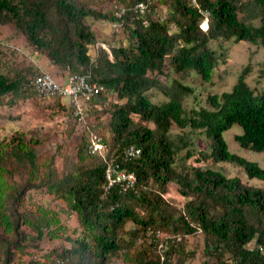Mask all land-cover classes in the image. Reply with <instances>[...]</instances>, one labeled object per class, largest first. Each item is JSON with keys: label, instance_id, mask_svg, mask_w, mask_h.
Returning a JSON list of instances; mask_svg holds the SVG:
<instances>
[{"label": "trees", "instance_id": "1", "mask_svg": "<svg viewBox=\"0 0 264 264\" xmlns=\"http://www.w3.org/2000/svg\"><path fill=\"white\" fill-rule=\"evenodd\" d=\"M93 1L0 0V25L19 32L34 52L44 53L53 65L66 68L69 74L88 72L89 79L102 86L88 113L106 105V93L114 96L101 110L109 114V143L103 141L107 146L103 155L114 157L136 177L133 190L120 191L116 186L104 190L103 157L89 154V145L81 137L78 159L48 188L75 215L82 234L68 248L51 250L56 258L51 264H109L119 254L128 264H165L150 245L129 253L124 233L137 237L147 225L184 237L202 233L203 252L215 264H264V186L247 185L210 167L191 166L188 172L180 171L174 164L175 154L186 147V141L170 134L172 124L199 130L207 143L195 161L233 163L241 166L248 178L264 181V167L230 152L221 136L236 123L242 132L234 139L241 147L264 150V91L254 93L244 81L246 66L228 91L206 97L208 107L187 110L183 101L192 94L191 87L177 79L168 83L159 80L168 64L177 73L193 72L200 80L209 81L222 56L210 46L212 42L219 46L220 41H246L264 48V0H195L198 8L188 0H154L146 15L147 25L133 16L131 7L137 0H111L105 12L92 8ZM158 3L166 6L161 19L155 16ZM120 8L125 12L119 17L115 11ZM199 9L208 12L204 30L199 26L203 19ZM86 17L120 22L118 45H108L111 58L103 48L95 54L96 35L85 23ZM18 82H7L0 74V96L16 92ZM152 89L165 100L152 102L148 97ZM31 143L18 134L8 143L0 139V225L4 231L16 229L4 207L18 197L6 180L4 163L18 161L34 172ZM126 145L140 148L139 156L121 160ZM192 154L186 149L184 157ZM149 179L157 190L147 188ZM171 180H176L180 193L187 197L177 218L161 196L165 183ZM127 222L134 228L124 231ZM175 251L179 254L177 264H182L184 238ZM224 258L229 263L223 262Z\"/></svg>", "mask_w": 264, "mask_h": 264}, {"label": "rangeland", "instance_id": "2", "mask_svg": "<svg viewBox=\"0 0 264 264\" xmlns=\"http://www.w3.org/2000/svg\"><path fill=\"white\" fill-rule=\"evenodd\" d=\"M110 5L111 0H94L92 8L105 12L109 10ZM155 12L159 19L163 18L166 6L158 3ZM85 23L96 35L95 54L98 48H102L101 44L107 49L108 45H118L121 33L111 23L92 17H86ZM210 46L217 49L218 53H222V56L218 59L209 81L200 80L193 72L177 73L168 64H165L164 73L159 75L162 83L177 79L191 87L192 94L183 101L185 109L208 107L206 97L209 94L228 91L246 66L248 67L244 81L254 93L264 91V48L259 43L220 41L221 49L217 42L210 43ZM108 57L111 58L110 53ZM40 70L47 72L59 82L69 74L66 68L61 69L50 63L44 53L34 52V48L19 32L0 25V74L5 76L7 82L14 79L19 81L16 92L10 91L0 96V139L3 143H8L13 135L18 134L23 137L24 142L31 143L29 139L37 141L30 144L35 150L34 172H31L28 164L9 159L4 163L7 169L6 180L18 197L16 201H7L4 207L5 214L13 225H16V229L4 231L0 225V264H51L56 261L55 254L49 253L51 250L68 248L72 240L80 238L82 232L75 215L65 202L48 188V184L60 177L70 162L78 159L76 151L82 144L80 142L82 136L88 145L90 140H97L103 145V149L107 148L103 141L105 144L109 143L106 125L109 114L101 110L107 107V102L112 101L114 96L106 93L104 107L98 106V112H87L82 119H76L71 115L65 101L38 98L23 85L24 80L31 78ZM148 97L154 103L165 100V97L155 89L148 91ZM56 102H59V106ZM146 126L153 125L146 123ZM241 132L242 128L236 123L222 131L221 136L227 149L256 162L259 167H264V150L243 148L234 139V136ZM170 134L183 136L186 141V147L175 154L174 164L180 171L188 172L191 166L210 167L225 176H235L247 185L264 186V181L248 178L239 165L228 162L213 163L211 159L195 161L197 152L205 150L207 143L199 130H191L188 127L180 129L172 124ZM186 149L193 152L189 158L184 157ZM146 186L157 190L151 179L147 181ZM164 188L161 196L173 213V218H177L182 213L187 197L180 193V186L176 180L166 182ZM131 226L132 223L127 222L124 231L129 230ZM123 238L129 243V253L148 246L141 235L134 237L124 233ZM203 247L202 233L186 234L184 237L186 255L182 264L203 262L215 264L213 259L204 254ZM189 251L191 253L188 254ZM178 256L176 252L175 264ZM223 260L229 263L228 259ZM109 264L128 263L124 256L119 254L113 257Z\"/></svg>", "mask_w": 264, "mask_h": 264}, {"label": "built area", "instance_id": "3", "mask_svg": "<svg viewBox=\"0 0 264 264\" xmlns=\"http://www.w3.org/2000/svg\"><path fill=\"white\" fill-rule=\"evenodd\" d=\"M154 0H137L131 7L133 16L138 19L142 25H147L148 19L146 15L150 11V6ZM190 5L198 8L195 0H188ZM125 12L124 8L115 11L116 16H121ZM203 19L200 28L203 30L207 27L208 12L199 9ZM120 22L112 23L113 27L118 28ZM107 53L108 49L101 44ZM30 87L38 98H58L65 101L70 110L71 115L76 119H82L87 110L90 109L92 99L100 93L102 86L89 79V73L67 74L62 81L54 80L47 72L38 71L34 76L29 78L24 84ZM90 154H98L103 157L104 168V190L116 186L120 191L133 190L136 184V177L132 171L121 167L120 163L112 156L105 157L103 155V145L97 140H90ZM140 148L135 145H126L122 148L120 159L123 161L131 160L139 156ZM134 227L132 226V229ZM142 237L147 244L155 249L160 262L165 264H175V248L182 242L184 236L178 232L169 233L152 226H144ZM262 249L261 246H257ZM251 249L252 247H248Z\"/></svg>", "mask_w": 264, "mask_h": 264}]
</instances>
